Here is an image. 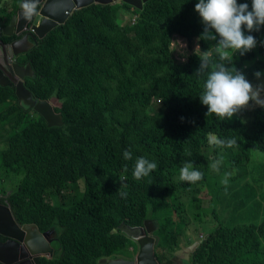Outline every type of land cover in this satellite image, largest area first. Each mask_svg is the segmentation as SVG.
<instances>
[{
  "label": "trees",
  "instance_id": "1",
  "mask_svg": "<svg viewBox=\"0 0 264 264\" xmlns=\"http://www.w3.org/2000/svg\"><path fill=\"white\" fill-rule=\"evenodd\" d=\"M20 1L0 0L1 28ZM196 3L147 0L141 9L91 3L16 57L32 70L23 86L62 116L61 125L48 126L19 104L13 85H0V202L18 225L32 224L40 233L53 230V255L41 257L39 264L130 259L137 244L121 226L138 227L147 219L155 223L153 251L159 264H174L181 245L194 241L199 244L188 264H264V219L230 227L213 213L218 223L211 228L202 223L206 230L192 238L198 228L190 222L195 213L187 201L195 206L197 187L218 190L224 176V168L213 170L211 164L226 159L225 167L244 176L252 151L264 154V108L250 102L245 119L237 113L221 120L206 115L207 106L199 100L203 80L194 74L200 64L195 49L199 44L206 51L211 44L197 39L203 24ZM237 3L251 9L249 0ZM242 30L264 37V25L259 31ZM27 31L0 33V43L8 45ZM234 64L257 84L254 73L264 75V46L234 54ZM210 132L238 143L210 145ZM126 150L131 160H124ZM138 157L157 163L140 180L132 175ZM185 161L202 173L200 180H180ZM251 172L260 187L264 167ZM5 179L16 180L9 192L1 186ZM189 227L196 230L185 236Z\"/></svg>",
  "mask_w": 264,
  "mask_h": 264
},
{
  "label": "clouds",
  "instance_id": "2",
  "mask_svg": "<svg viewBox=\"0 0 264 264\" xmlns=\"http://www.w3.org/2000/svg\"><path fill=\"white\" fill-rule=\"evenodd\" d=\"M248 3H237V0H198L195 11L199 14L203 24V31L198 40L215 41L206 51H201L199 44L195 54L199 50V68L194 73L203 80L199 100L207 106V114H215L221 120H230L234 114L239 113L250 105L264 108V82L253 84L234 64V54L243 56L255 47L264 46V37L255 38L245 34L242 26L248 32L259 31L264 25V0H249ZM22 14L31 17L37 12L36 0H24ZM34 16V15H33ZM181 47H185L181 45ZM25 71V70H24ZM26 72V71H25ZM257 80L261 78V72L254 73ZM210 145L234 147L237 145L236 138H218L213 133L207 134ZM124 160H131L130 151L123 152ZM222 163L216 160L211 164L213 170H219ZM157 163L145 157L136 158L133 164L132 175L140 180L149 176ZM127 172V165L124 166ZM180 180L196 182L202 178V173L193 167L190 161L183 162L179 169ZM229 174H225L227 177ZM123 181L124 177H120ZM227 183V179L223 181ZM122 197L127 193L117 191Z\"/></svg>",
  "mask_w": 264,
  "mask_h": 264
},
{
  "label": "water",
  "instance_id": "3",
  "mask_svg": "<svg viewBox=\"0 0 264 264\" xmlns=\"http://www.w3.org/2000/svg\"><path fill=\"white\" fill-rule=\"evenodd\" d=\"M147 0H36L39 4L38 10L35 15L31 17H24L20 21V14L22 12V4L24 0L19 3V9L16 14L12 15L9 23L0 28V33L6 36L13 34H18L25 29H29L30 33H26L21 38L14 40L10 43V46H15L18 41L24 44L29 43L32 47L35 43V38L44 37L50 30L59 24L65 23L66 19L72 13V11L79 9L81 7L87 6L91 3L98 4H111V3H127L131 7L136 9H141L142 4ZM29 24V25H28ZM0 45H3L0 43ZM24 48V51L28 50L30 47ZM14 54H9L8 59H12ZM6 65V63H5ZM12 75L9 76L5 73L4 64L0 62V85L14 86L15 93L20 100V89L26 91V95L30 99V108L38 113L46 122L48 126H55L62 124V116L60 114L54 113L52 106L47 101H36L31 93L23 86V77L25 75H32V70L28 63L25 65H19L16 61L10 64ZM26 68V72L23 70ZM20 104V103H19ZM27 227H34L35 237L31 236L28 232ZM155 225L152 226V220H145L143 225L138 227H127L121 226V230L129 235L137 244V250L133 254L132 258H106L102 257L98 260V264H159L153 251L155 244V237L153 236V230ZM50 231L40 233L37 228L32 224L18 225L10 212L7 204L0 202V235L8 239L5 245L19 244L21 241L24 243L23 237L32 238L35 242V248L30 250L28 254L23 251L21 253V259L26 257L25 261H21L20 264H31L32 261H37L40 257L49 256L53 253V248L44 239V235ZM37 241V242H36ZM46 244L45 250L41 247V243ZM199 244V241H194L192 244L187 246V250L192 252ZM3 245L0 243V246ZM51 248H50V247ZM45 253L43 254V252ZM13 260V259H12ZM12 260L3 259L0 254V264H11Z\"/></svg>",
  "mask_w": 264,
  "mask_h": 264
},
{
  "label": "rangeland",
  "instance_id": "4",
  "mask_svg": "<svg viewBox=\"0 0 264 264\" xmlns=\"http://www.w3.org/2000/svg\"><path fill=\"white\" fill-rule=\"evenodd\" d=\"M22 12L20 14V21H22L25 17ZM209 43L212 45L213 41H209ZM27 46H29V43H24V48ZM256 49L257 47L253 48L251 51H256ZM235 55H237V53H235ZM246 63L249 64L252 63V61H248ZM24 69L26 71V68H23V70ZM255 81L257 83L264 82V75L262 74L261 78L259 80L256 78ZM25 93L26 91L21 88L19 103L27 109V107L30 106L31 101ZM239 115L241 118L245 119L248 115V111L243 109L239 112ZM235 116L236 114H234L232 118ZM219 160L222 161L219 169H225L223 178L219 180L220 188L218 190H210L206 187V185H199L195 192L198 200L195 203L192 201L195 206H190L191 200L187 201L189 210L192 213H195V219H192L189 216L190 222L198 228V230L192 234V238L194 236L200 237L199 232H202L203 234L206 230L204 227H201L202 223L205 224L207 228H211L218 223V221L214 218L213 213L218 216L219 222L230 227L244 223H258L264 219V182L260 187L255 185L252 178L255 172H251L260 170L264 167V154L258 150L252 151V157L247 165V173L244 176L237 175V170L225 167L226 164L224 162L226 159L222 158ZM216 173L217 171L215 174ZM226 173L229 174L227 177H225ZM225 178L227 179L226 184L223 182ZM15 184L16 180L11 181L9 179H5L1 181V186L7 192H9L12 188H15ZM180 198L182 200H184V198L187 199L184 195ZM48 200L51 202L54 201V197L51 193L49 194ZM154 225L155 223L152 221V226ZM190 230H196V228L189 227L187 232H185V236H188L187 233ZM32 231H34V227H32ZM32 231H30L29 234L35 237V234ZM49 231L53 232V230ZM50 232H47L44 235V239H47L46 241L48 244L51 241ZM41 247L45 250L46 244L42 242ZM44 253L45 251L43 254ZM175 254L177 256L175 261L188 264L187 259L189 258L190 251L187 250V246L182 244L181 249Z\"/></svg>",
  "mask_w": 264,
  "mask_h": 264
},
{
  "label": "flooded vegetation",
  "instance_id": "5",
  "mask_svg": "<svg viewBox=\"0 0 264 264\" xmlns=\"http://www.w3.org/2000/svg\"><path fill=\"white\" fill-rule=\"evenodd\" d=\"M26 33H30L29 29H28V31ZM8 45H10V44H8ZM12 59H14V61L10 60V59H7V61H0V62H2L4 64V69L3 70L9 76H11L13 74L12 71H11V68H10V64H12L13 62L16 61L15 58H12ZM5 63H6V65H5ZM50 233H51L50 234L51 235L50 240L52 241L53 232H50ZM23 239L25 240L26 243L21 241L19 244L5 245V243L8 242V239L6 237L0 235V243L3 244V245L0 246V254L2 255L3 259H6V260H12L13 259L11 264H20L21 261H25V259H27V258L24 257V258L21 259L20 258L21 253L23 251H25L28 254H30L29 251L33 250L35 248V245H34L35 242L33 241L32 238L23 237ZM45 240H47V239H45ZM52 255H53V253H52ZM52 255L43 256V257H50ZM40 258L38 259L37 264H39ZM31 264H35V261H32ZM174 264H183V263H181L179 261H175Z\"/></svg>",
  "mask_w": 264,
  "mask_h": 264
},
{
  "label": "crops",
  "instance_id": "6",
  "mask_svg": "<svg viewBox=\"0 0 264 264\" xmlns=\"http://www.w3.org/2000/svg\"><path fill=\"white\" fill-rule=\"evenodd\" d=\"M24 52V44L20 43V41L13 47L10 45H0V61H7L9 54H14L13 58L16 59L17 56Z\"/></svg>",
  "mask_w": 264,
  "mask_h": 264
},
{
  "label": "bare ground",
  "instance_id": "7",
  "mask_svg": "<svg viewBox=\"0 0 264 264\" xmlns=\"http://www.w3.org/2000/svg\"><path fill=\"white\" fill-rule=\"evenodd\" d=\"M27 229H28V232H30V231H32V227H27ZM36 234V233H35ZM22 256V255H21ZM21 256H20V258H21Z\"/></svg>",
  "mask_w": 264,
  "mask_h": 264
},
{
  "label": "built area",
  "instance_id": "8",
  "mask_svg": "<svg viewBox=\"0 0 264 264\" xmlns=\"http://www.w3.org/2000/svg\"><path fill=\"white\" fill-rule=\"evenodd\" d=\"M1 28V27H0Z\"/></svg>",
  "mask_w": 264,
  "mask_h": 264
}]
</instances>
